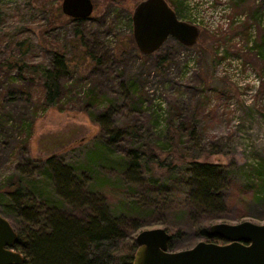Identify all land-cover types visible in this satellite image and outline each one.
<instances>
[{"label": "rangeland", "instance_id": "1", "mask_svg": "<svg viewBox=\"0 0 264 264\" xmlns=\"http://www.w3.org/2000/svg\"><path fill=\"white\" fill-rule=\"evenodd\" d=\"M61 1L0 0V182L16 174L18 164L29 179L42 178L38 173L56 149L58 162L79 165L105 134L91 114L108 108L117 126L135 134L119 148L154 155L142 174L162 185L159 196L183 194L190 162L214 164L232 184L225 190L226 218L213 223H264V188L255 171L264 164V1L180 0L176 6L179 0H166L199 36L191 46L169 37L152 53H141L131 32L141 0H92L93 12L83 21L58 15ZM55 52L70 66L62 84L71 100L44 109L35 67L51 66ZM90 93L98 106L89 105ZM153 110L164 117L157 129ZM33 189L36 197L47 193ZM105 190L116 197L133 191ZM6 210L4 217L17 224V212ZM161 213L175 230L168 232L172 250L207 240L187 216ZM147 223L133 236L163 228Z\"/></svg>", "mask_w": 264, "mask_h": 264}, {"label": "trees", "instance_id": "2", "mask_svg": "<svg viewBox=\"0 0 264 264\" xmlns=\"http://www.w3.org/2000/svg\"><path fill=\"white\" fill-rule=\"evenodd\" d=\"M178 3L182 2L177 1L176 6ZM55 12L62 15L60 8ZM261 49L264 59V36ZM51 63L47 67H35L42 78L44 109L54 105L62 108L71 100L67 97L70 90L62 84L70 66L58 52ZM87 96L91 107L98 106L95 94ZM152 117L151 124L157 129L164 117L154 110ZM91 118L105 134L94 139L79 165L58 162L56 149L50 152L38 173L42 178L29 179L28 169L18 164L17 173L0 182L1 188H5L0 193V213L4 216L6 209L17 212L19 221L15 225L10 223L17 233L14 248L21 253L22 264H132L137 247L133 234L142 221L148 222L146 225L163 224L167 232H175L162 217L161 212L166 211L187 216L206 241H223L209 234V226L215 220L226 218L225 190L232 182L221 169L214 164L192 161L181 181L186 187L183 194L159 196L162 185H156L158 181L145 182L142 174L154 155L147 157L138 147L119 148L121 140L133 133L128 126H117L114 113L108 108L92 113ZM163 134L160 131L159 135ZM256 169L261 179L259 186L264 188V164ZM38 187L47 193L42 192L39 197L31 194L29 189ZM106 188L133 191L128 196L116 197L106 192ZM7 199L11 202L8 205ZM168 248H173L170 241Z\"/></svg>", "mask_w": 264, "mask_h": 264}, {"label": "water", "instance_id": "3", "mask_svg": "<svg viewBox=\"0 0 264 264\" xmlns=\"http://www.w3.org/2000/svg\"><path fill=\"white\" fill-rule=\"evenodd\" d=\"M61 12L71 18H88L94 9L92 0H62ZM132 36L141 53H152L169 38L191 46L199 36L197 26L179 20L166 0H141L132 12ZM209 234L226 241L223 244L198 241L183 250H170L171 235L162 227L139 231L132 264H264V223L242 221L217 222ZM17 233L0 213V264H22L15 250Z\"/></svg>", "mask_w": 264, "mask_h": 264}, {"label": "flooded vegetation", "instance_id": "4", "mask_svg": "<svg viewBox=\"0 0 264 264\" xmlns=\"http://www.w3.org/2000/svg\"><path fill=\"white\" fill-rule=\"evenodd\" d=\"M70 18H71V17H70ZM71 19H72V20H84L83 18H82V19H81V18H77V19H76V18H71ZM85 19H86V18H85ZM218 242H220V241H218ZM218 242H217V243H218ZM225 242H226V241H224V243H225ZM221 243H223V242L221 241Z\"/></svg>", "mask_w": 264, "mask_h": 264}]
</instances>
